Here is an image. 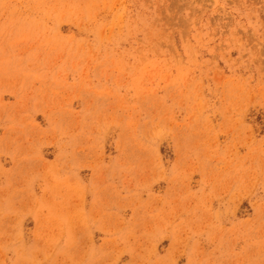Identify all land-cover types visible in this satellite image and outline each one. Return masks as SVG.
Returning <instances> with one entry per match:
<instances>
[{"label": "rangeland", "instance_id": "obj_1", "mask_svg": "<svg viewBox=\"0 0 264 264\" xmlns=\"http://www.w3.org/2000/svg\"><path fill=\"white\" fill-rule=\"evenodd\" d=\"M0 264H264V0H0Z\"/></svg>", "mask_w": 264, "mask_h": 264}]
</instances>
